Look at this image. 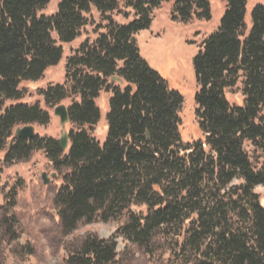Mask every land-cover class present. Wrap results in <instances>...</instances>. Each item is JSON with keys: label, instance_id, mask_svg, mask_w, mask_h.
<instances>
[{"label": "trees", "instance_id": "obj_1", "mask_svg": "<svg viewBox=\"0 0 264 264\" xmlns=\"http://www.w3.org/2000/svg\"><path fill=\"white\" fill-rule=\"evenodd\" d=\"M51 1L0 0V113L7 101L24 98L23 82H39L61 63V44L80 36L95 8L105 32L68 58L65 85L41 93L49 106L71 101L69 150L37 134L18 138V128L47 126L51 118L39 105L18 104L0 116V153L12 143L7 165L45 153L63 181L55 205L64 233L122 222L110 240L90 235L73 246L66 263L114 264L121 237L147 254L158 242L171 244L169 264H264V201L255 192L264 188V170H254L245 149L249 143L264 153V6L253 9L248 30V1L223 0L219 27L193 59L201 138L185 144L183 97L150 68L135 36L169 2L172 21L209 22L211 0H60L55 14L41 16ZM120 1L135 14L128 24L110 16ZM239 84L244 101L234 106L227 92ZM102 93L111 98L100 143L91 131L101 120Z\"/></svg>", "mask_w": 264, "mask_h": 264}, {"label": "rangeland", "instance_id": "obj_2", "mask_svg": "<svg viewBox=\"0 0 264 264\" xmlns=\"http://www.w3.org/2000/svg\"><path fill=\"white\" fill-rule=\"evenodd\" d=\"M247 1L246 24L249 30L252 26L253 9L257 5L264 6V0ZM59 2L60 0H52L40 15L55 14ZM172 9L173 3L169 2L157 10L151 29L137 34L135 39L142 57L150 68L156 71L172 90L183 97L180 132L183 143L187 144L201 138L195 115L197 106L194 103V94L198 87L193 59L205 39L219 27L225 14L226 4L223 0H211L212 19L209 22L196 19L189 23L174 22L171 18ZM110 16L118 24H128L135 19L134 12L125 8L121 1L119 10ZM85 17L87 23L81 30L80 36L70 44H61L64 53L61 63L50 68L39 82H23L20 89L24 92V98L20 101H7L4 105L2 113L10 106L18 104L39 105L43 111L49 113L51 118L47 126L33 125L40 138L59 141L62 136L60 119L54 115L57 106L47 105L41 94L42 91L51 86L65 85L68 58L83 43L87 41L94 43L105 32L102 28L107 22L95 8H92ZM53 36L57 39L56 34ZM241 90L242 85L239 84L234 90L227 92L231 105L242 106L244 98ZM110 98V93H102L97 100L101 120L91 131V135L100 143H103L107 137ZM62 104L69 107L71 101ZM11 144L9 142L6 150L0 153V264H67L68 250L73 249V246L78 245L88 236L110 240L118 235L122 222L81 224L75 232L64 233L59 209L55 205L56 193L63 184L62 177L52 178V175L58 172L43 151H35L29 159L7 165L4 158ZM245 149L254 170L263 171L264 153L249 143L245 145ZM44 174L50 180L48 185L44 184ZM255 192L264 201V188L258 187ZM12 195H14L13 199L10 198ZM10 202L12 204H9ZM140 210L144 211V208ZM163 242H158L156 252L147 254L142 248L118 237L116 243L119 256L114 264H169L172 257L168 246L171 244L167 245Z\"/></svg>", "mask_w": 264, "mask_h": 264}, {"label": "water", "instance_id": "obj_3", "mask_svg": "<svg viewBox=\"0 0 264 264\" xmlns=\"http://www.w3.org/2000/svg\"><path fill=\"white\" fill-rule=\"evenodd\" d=\"M112 82H118L120 84H124L123 80L119 78L112 79ZM54 115L55 117H58L60 119L62 136L60 138L59 143L61 149L64 152H66L69 150V146H70L69 133L67 131V126L70 123L68 108L65 105H59L55 108ZM15 134L18 138L31 140L36 135V131L34 126H26L24 128H18ZM57 176H58L57 174H53L52 178H56ZM43 180L45 185H48L50 183V180L47 178L46 174L43 175Z\"/></svg>", "mask_w": 264, "mask_h": 264}]
</instances>
